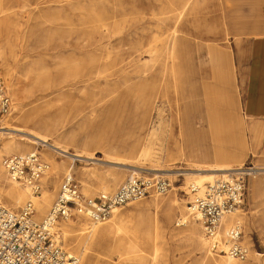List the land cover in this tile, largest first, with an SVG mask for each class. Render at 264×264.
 <instances>
[{
	"label": "rangeland",
	"instance_id": "obj_1",
	"mask_svg": "<svg viewBox=\"0 0 264 264\" xmlns=\"http://www.w3.org/2000/svg\"><path fill=\"white\" fill-rule=\"evenodd\" d=\"M193 3L192 9L179 22L181 31L170 74L165 78L160 74V80L157 77L158 83L155 85L154 81L148 82L142 78L145 72H141L140 66L155 64L157 70L162 69L158 60H151L153 53L142 51L150 45L160 44L153 38L157 32L163 31L158 27L161 25L159 9L163 0L0 1V10L3 9L5 14L12 12L15 24L0 33V68L13 106H17V101L11 84L29 96L25 100L28 116L37 114L36 107L41 105L35 96L43 88L31 81L33 64L36 62L45 68L47 80H62L65 68L60 65L54 50L61 46V40L73 42L80 35H99L97 29L102 27L105 32H113L109 38L102 39L104 44L110 43L113 49L110 54L113 58L109 60L122 54L127 57L131 53L133 64L139 66L123 65L119 68L120 65L111 63L107 67V74L113 87L105 88L99 82V76L95 75L93 66L88 61L82 62L74 66L72 73L78 81L77 90L72 91V101L65 103L56 94L44 98L47 104L50 101L48 106L52 108L48 112L52 117L57 114L55 106L61 107L64 103L68 106L60 117L55 116L61 121V126L57 127L64 133L75 129L76 141L88 142L87 151L94 154V160H73L70 154H63L51 146L53 141L38 143L35 149L12 152L5 144L13 142L14 145H21L33 138L26 133L27 128H33V125L15 121V111L9 113L11 116L0 117V126L8 120L14 125H26V129L21 131L11 126L0 129V160L13 153L37 151L50 165L43 179L51 207L66 172L53 167L41 152L50 154L58 165L64 163L70 166L88 196L101 192L113 193L133 175L161 177L171 182V189L161 196L166 200L173 194L177 196L179 202L170 210L146 205L151 201V195L139 203L119 207L128 213L131 230L137 227L145 231L151 225L152 218L165 224L166 229L160 224L150 226L158 258L151 255L154 243L140 233L138 238L147 253L145 259L132 253L137 248L132 247L129 241L133 236L131 234L113 248L109 244L91 245L87 239H79V252H72L63 246L78 259L86 255V264H192L194 261L198 264L203 253L192 250L188 242L175 239L173 232H182L191 224L176 226L177 219L189 213L188 203L192 195L186 181L190 173L203 172L195 169L198 164L210 168L216 163L214 152L218 156L231 154L228 158L217 156V159L229 161L234 167L258 171L245 176V198L240 208L244 220L240 223L243 226V243L246 244L244 240L247 235L251 241L248 245L250 253L244 264H263L264 257L255 259L252 255L264 253V169L254 170L264 168V121L248 116L245 103L251 83L250 73L260 56L257 48L264 38V0H195ZM48 28L51 33L46 37L50 43H44L43 37ZM137 41H144L145 48ZM115 70L118 73L114 74ZM75 103L78 107L73 108ZM212 120L216 123L215 127H219L216 132L215 127L211 126ZM253 127H258V132L253 131ZM153 128L158 130L157 137L150 139ZM239 131L244 133V139L238 137ZM147 145L150 156L141 154L142 148ZM72 152L73 148L70 149ZM160 167L171 169L165 174H172L156 176L158 171L154 168ZM92 170L95 176L90 174ZM116 177L121 179L118 184L114 182ZM255 179L263 182L259 193L252 186ZM51 180L55 181V185L50 186ZM83 180L92 184L90 192ZM6 182L7 185L12 184L8 179ZM31 196L30 193L24 204L30 199L34 201ZM137 208L142 211L138 215L135 211ZM46 215L36 219L41 220ZM72 220H76V217ZM88 224L83 222L82 226L86 228ZM127 230H124L125 233ZM61 240H64L63 234ZM210 256L218 257L213 253Z\"/></svg>",
	"mask_w": 264,
	"mask_h": 264
},
{
	"label": "bare ground",
	"instance_id": "obj_2",
	"mask_svg": "<svg viewBox=\"0 0 264 264\" xmlns=\"http://www.w3.org/2000/svg\"><path fill=\"white\" fill-rule=\"evenodd\" d=\"M114 1L122 2V0H114ZM194 1L195 0H163V4L159 9V14L161 15L159 18V22L161 23V25L158 26L163 31H161V33L157 32L156 36H154L153 38V40L156 43L157 41H160V44L150 45L145 50L144 49L146 46L145 42L137 41L139 42V45L142 44L143 46L144 50L142 52H148L151 54L153 53L154 57L152 56L151 60L152 61L154 60L155 62L158 60L160 63L159 66H162V69L157 70L155 64L150 66L141 65L140 66L142 67L141 72L143 71L145 72L142 78L146 79V81L148 82L154 81V84L157 85L158 83L157 77H159L160 74H162L164 78L166 75L168 76V74H170V69H171L170 66L174 61V54L176 52L178 34L181 31L179 29L180 26L179 22L186 16L188 10L193 6ZM7 11H10V9ZM0 12L4 13L3 9H1ZM11 16H12V12L7 14L4 13L0 15V33L2 31H7L8 28L14 24V19ZM52 28L55 27L53 26ZM100 28L97 29L96 32L99 35H95L92 33L88 35L84 34L83 37L82 35H80V37H76L75 38L76 40L73 42H71V40H67L68 42L65 41L63 42L61 40L60 47H56V48L52 47L56 52V57L58 58L60 65L65 68L62 74V80L60 81L54 79L47 80L45 77L47 74V72L44 70L45 68L36 62L33 64V69L30 70V75L32 77L31 81L35 85L37 84L43 86V88L41 89V93L35 96L39 100V105H41L40 107L38 106L36 107L37 109V110L35 109L37 112L36 115H31V116L27 115V111L25 108L26 107L25 100L29 96L26 95L24 91L18 90L15 84H11L13 96L17 101L16 103L17 106H13L14 109H12L13 113L15 111V113L17 114L15 117L16 119L15 121L17 122L19 121L21 122V124L32 123L33 128H29V129L27 128L26 133L32 136L33 138H29L28 141L24 142L23 144L21 143V145L18 144L14 145L13 142H9L5 144V147L7 149H11L12 152H21L30 148L35 149L36 148L35 145L38 143H49L50 141H53V143L50 144L51 146H53L57 151H60L63 154L64 153L70 154L69 156H71L73 160L76 159L94 160V154L87 151L88 142L76 141L74 136L75 129H72L70 132L64 133L60 131L57 127V125L61 126V121L59 120L60 115L63 114V112H65V110H67L68 108V106L65 103L67 101H72L71 99L72 91H76L78 87V83H77L78 81H76V75L72 76L74 66H79L80 63L88 61L93 66L95 75L99 76L100 78L99 82L101 83V85H105V88L113 87V85L111 84L112 80L109 79L108 77L109 75L107 74V72H109V69H107V67L111 63L115 62L114 63L115 65L116 64L117 66L120 65L119 68L123 65H130V67L132 66L134 68L139 67L138 65L136 66L133 64V56L131 53L128 54L127 57H125L126 54L124 55L122 54L119 57L116 56L114 60L110 61L109 58L110 59L113 58L110 57L111 56L110 54L113 53V49L109 45L110 43L104 44V42H102V39L107 37L109 38L111 35H113V32L110 30H107V32H105L103 31L102 27ZM49 29L50 28H48V30L44 34L42 41L44 43L48 41L46 34L51 33V30ZM69 37H71V35ZM46 43H50V42L48 41ZM65 54L67 55L64 56ZM115 73H118V71L115 70L114 74ZM223 74L225 75L224 72ZM96 87H98V89L101 88L100 86H96ZM51 94L53 95L56 94L57 95L56 97H58L60 100H64L65 102L64 105H62L61 107L55 106L56 107L55 110H57L56 115H59V117H55L56 115L52 117V115L48 112V109L50 111L51 110L50 108L52 107L48 106L50 104V101L48 100V104H47L44 98L49 97ZM76 107H78V104L75 103V105H73V108ZM45 111H47L48 114L47 113L44 114ZM8 116H11V114L9 115L7 114V117ZM5 122H6L5 125L0 126V129H6L8 128V126H11L13 129H19L20 131L26 129L25 128L26 125H16V124L14 125L13 123H10L9 120ZM211 126L212 127L216 126L215 121L213 120L211 121ZM218 128L219 127H215L214 131L216 132V129ZM252 129L253 131L258 132L259 128L253 127ZM157 131H158L157 129L153 128V130L150 133V139L157 137ZM239 134L240 135H238V137H240V139H244V133L242 131H239ZM72 148L74 152L70 153V149ZM41 154L45 159L49 160L53 165V167L57 168V170L65 171L66 173L72 170L70 166H67L64 163H62L61 165L56 164V162L54 161L53 157L50 154L43 152H41ZM141 154L144 156H150L149 145L144 146L142 148ZM214 156L216 159V163L211 165L210 168H206V165L203 166L198 164L197 165L198 168L195 169L203 172H196L189 174L191 176L188 177L186 182L189 184L190 187L192 185L203 186L207 183H212L215 180H217V178H225L229 172H237L239 174L246 172L251 174L258 173V171H245V169H243L241 166L234 167L232 164L229 163V161L217 159L218 155L215 152H214ZM230 156L231 154L225 153L218 157L228 158ZM263 169L264 168L259 167V168H255L254 170L260 171ZM154 170L158 171L157 173H155L156 176H162V175L168 176L172 174V173L165 174V172L167 171H172L171 169H167V168L162 169V167H160V168H154ZM136 171L134 170V172ZM91 173H93L95 176L94 170H92L90 174ZM7 179L12 183L11 185L6 184ZM120 180L121 179L119 177H116L114 179V182L118 184ZM83 183L85 184L86 189L89 190L90 192V188H92V184L86 180H83ZM262 183L263 182L260 179H255L253 181L252 186L254 187V190H256L258 193L259 191H261V188L263 187ZM42 184H43L42 195L38 197H33L38 212V215L37 216L35 215V218H39L40 216L46 215L49 212V208L51 207L50 195L45 186L44 179L42 180ZM19 185L20 184L13 182L9 178V175L6 169L3 167L2 161L0 160V206H4L7 208H18L23 206L27 198L30 197V193L28 191V188H24ZM51 185H55L54 180H51L50 186ZM152 195L154 194H151L150 196L152 197L151 201L145 203L146 205H149V207L151 208L154 207L156 209L170 210L174 205L178 204L179 202L175 194L171 195L168 200L161 197L163 194H156L155 196ZM143 200L144 199H141L139 201L130 202L128 204L132 205L133 203H139ZM182 210L184 209L182 208ZM135 211L137 212L136 215L142 212L140 208L135 209ZM168 216L170 215L168 214ZM236 220H238V222L244 220V213L240 209L234 213L225 215L222 218V227L224 228L231 227L232 225L235 224L234 222ZM262 220L264 221V216ZM83 222L89 223L86 228L82 226ZM190 222L191 224L188 225L187 228L182 232H177V233L173 232V237L175 239L184 240L188 242L190 246L193 248L192 250L200 251L203 253V256L198 261V264L199 263L229 264L231 260L227 255L216 254L218 255L217 258L210 256L212 252L209 247V242L203 236V232L199 223L193 219ZM156 224H160L163 227H165L164 223L162 222L158 223L155 221L154 218H152L151 225H149L145 231H140L137 227L135 228L132 227L131 230L129 229L128 213H124L122 211V208H117L114 210L112 217L104 223L94 224L86 216L80 213L76 215V220L59 221L57 224V228L59 231H61V234H63V239H64L62 242L63 246L67 247L72 252H79V247L81 246V244L79 243V239H83V240L87 239L91 245L109 244V246L113 248L115 247V244L117 242L121 243V240L126 239L125 238L126 235L131 234L133 236L131 237L132 239H129V241L131 242L132 247L137 248V250H133L132 253H134L135 256H138L141 259H145L147 253H145V251L142 248V244L140 243L138 234L140 233L141 235H144L147 239L151 241V243H154L153 232L150 230V226H155ZM125 229H128L126 233L124 231ZM244 242L246 243L245 245L247 246L251 244L248 235L245 236ZM152 245H153V251L151 255L153 258H158L157 247L155 246V243ZM252 256H255V259L256 258L259 259L258 257L261 258L264 257V253L257 252ZM86 259H87L86 255L81 256V258L79 259V262H81L80 264H86L85 263ZM245 262H243L242 264H244ZM192 264H196V262L194 261Z\"/></svg>",
	"mask_w": 264,
	"mask_h": 264
},
{
	"label": "built area",
	"instance_id": "obj_3",
	"mask_svg": "<svg viewBox=\"0 0 264 264\" xmlns=\"http://www.w3.org/2000/svg\"><path fill=\"white\" fill-rule=\"evenodd\" d=\"M12 109L13 101L0 68V117ZM2 165L9 178L28 188L32 197L41 195L42 179L50 165L37 151L6 155ZM248 174L229 172L225 178L212 183L192 185L189 213L176 221L178 227L186 226L192 219L197 221L211 252L227 255L229 264H242L250 252L242 241L240 222L222 227V218L239 210L244 203ZM171 186L168 179L133 175L113 193L88 196L70 170L64 175L56 199L43 219L35 218L37 209L32 199L18 210L0 206V264H79V259L62 245L57 228L59 221H70L81 213L94 224L104 223L115 209L152 193L166 194Z\"/></svg>",
	"mask_w": 264,
	"mask_h": 264
},
{
	"label": "crops",
	"instance_id": "obj_4",
	"mask_svg": "<svg viewBox=\"0 0 264 264\" xmlns=\"http://www.w3.org/2000/svg\"><path fill=\"white\" fill-rule=\"evenodd\" d=\"M257 51L260 56L257 57L250 73L251 83L246 98L245 111L248 116L264 121V38L260 41Z\"/></svg>",
	"mask_w": 264,
	"mask_h": 264
}]
</instances>
